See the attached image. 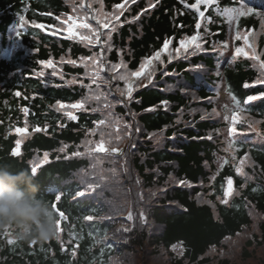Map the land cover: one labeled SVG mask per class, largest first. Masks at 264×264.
Wrapping results in <instances>:
<instances>
[{
  "label": "trees",
  "instance_id": "trees-1",
  "mask_svg": "<svg viewBox=\"0 0 264 264\" xmlns=\"http://www.w3.org/2000/svg\"><path fill=\"white\" fill-rule=\"evenodd\" d=\"M123 2L92 0L97 7L94 17L107 21L110 14H118L114 5ZM150 3L154 7L149 8ZM193 3L129 2L122 27L113 33V50L105 54L108 61H123L134 71L163 40L172 36L173 43L134 77L132 97L121 104L119 93L95 99L109 92L102 81L100 88L85 87L96 66L87 62L86 69L80 57L99 53L100 47L70 37L67 25H62L74 16L79 17L77 24L87 17L98 26L79 0H0V164L30 173L38 164L37 173H32L38 195L51 203L60 194L57 206L66 215L61 221L63 246L56 238L8 245L7 238H17L15 229L0 230V264H264V96L259 95L264 84L255 83L261 76L259 62L244 42L252 28L258 56L264 60V19L259 15L264 13V0L200 5L205 13L203 44L199 50L186 47L184 55L177 48L180 36L196 29L199 12L189 7ZM241 4L254 13L231 21L221 14ZM21 15L26 21L23 28L16 25ZM33 20L46 27L33 26ZM54 25L66 33L49 34L46 29ZM237 47H244L247 55H237ZM47 60L52 67L41 63ZM41 71L43 76L38 75ZM101 76L108 75L102 70ZM114 85L124 88L123 81ZM221 92L226 98H220ZM87 96L93 99L84 109L53 107L56 100L67 105ZM248 96L257 99L248 101ZM106 103L112 107L105 108ZM66 111H73L77 119L70 120ZM109 112L113 116L104 125L95 123ZM25 122L27 130L17 133ZM37 125L47 127L35 131ZM233 126L237 132L230 136ZM101 133L107 144L123 141L119 157L90 148L101 142ZM16 139L21 140L20 155L13 157ZM86 140L91 142L87 146ZM75 152L83 155H72ZM228 176L235 195L225 205L217 198L223 197ZM77 191L84 195L76 196ZM89 215L94 219L86 220ZM225 236L237 244L223 242Z\"/></svg>",
  "mask_w": 264,
  "mask_h": 264
},
{
  "label": "snow or ice",
  "instance_id": "snow-or-ice-1",
  "mask_svg": "<svg viewBox=\"0 0 264 264\" xmlns=\"http://www.w3.org/2000/svg\"><path fill=\"white\" fill-rule=\"evenodd\" d=\"M129 2H131L132 4L136 3V0H124L123 3H118L116 5H114V9L118 10V14L116 12H114L113 14H110V18L107 21L101 22L98 20L97 17H93V19L97 20V25L98 26H93V24L89 23L87 20V17H85L84 21L80 24L76 23V20L79 19V17H74V16H68L67 19L62 21V25H67V32L69 34L70 37H80L81 42L83 41H87L89 46L92 45H98L100 47V52L99 53H93L92 55H88V56H82L80 57V60L85 62L84 66L87 69L88 67V63L87 62H92L93 64H95L96 66V71L92 72L90 75V80L91 83L88 85H85V87H88L89 89H91L92 85L95 84L97 88H100V84L101 81L104 84H107L109 86V92L108 93H103L101 92L100 95L95 96L96 100L100 99V96H104L105 99H107L108 95L112 94V84L113 81H123L124 82V88H120L118 85L115 87V91L119 93V96L122 98L121 100L118 101V103H124L125 99H130L132 97L134 88L132 83H130V80L132 77H140L143 72L144 69L146 67V65L150 64L151 61L153 59H159L160 57V52H156L154 53V55L152 57H146L144 59V61L139 65V68L137 70H129L127 65L121 61L120 63H111L110 61H108L107 56L105 55L108 52H111L113 50L111 41H112V37H113V33H115L118 30V27H122L123 22L121 21V16L124 15V12L126 10L127 5L129 4ZM184 0H181V3H183ZM214 2V0H195V3L190 4L189 7L192 9H196L199 12V16L200 17H204L205 13L203 11H200V5L204 4V5H212ZM159 3V0H156V4ZM149 8L154 7L153 4H149L148 5ZM76 11V8L73 9V12ZM146 11V9L142 10ZM254 9L250 8V7H246L244 4H241L240 7H233L230 9H224L222 10L221 14H227L228 19L234 20L237 19L240 16H244V15H248V14H252L254 13ZM47 15H52V13H46ZM259 15L262 17V19H264V13H259ZM57 20H60L61 17L57 16L56 17ZM133 19H138V15L136 17H133ZM20 20V27L23 28L25 26V16L21 15L19 17ZM33 26H37V27H41L43 28L44 25H37L36 21L33 20L31 21ZM262 27H264V24H262ZM196 28L200 29L201 28V24L199 22V20H197L196 23ZM77 29H84V30H88L90 33H92L91 36H83L80 34L79 31H77ZM106 30V31H104ZM205 32H207V28H205ZM21 33L20 31L16 32V35L19 36ZM199 36V33H197V35H194L192 37H185L183 39L180 40V44L181 46H185L186 42L191 40L194 43V50H199L200 49V44L196 43L197 41V37ZM237 38H240V34L239 31H237ZM169 41L165 40L164 42V46L165 48L168 46ZM227 47V43L225 42V44L223 45V47L221 48V51H223L224 48ZM187 50V48H185V51ZM177 51H179V49H177ZM235 52L237 55L242 53V49L237 47L235 49ZM245 55H247V53H245ZM256 61H259V68H260V73L261 76L260 78H258L255 83L257 84H264V60H261L260 56H254L253 57ZM42 64H46L49 67H52V61L51 60H47V61H41ZM68 63L70 64H75L76 61L74 60H69ZM199 67V66H198ZM109 71L112 73L111 77L108 79H103L101 76V71ZM121 70V71H118ZM53 75H56L55 72L52 73ZM38 75L43 76L44 73L41 71L40 73H38ZM85 75L88 76V73L85 72ZM152 75V73H148V76L150 77ZM74 82H78V81H74ZM82 83V82H81ZM247 87V85H246ZM17 96L20 95L19 92L16 93ZM260 96H264V93H260ZM89 99H93L92 96H87L82 98L81 100H78L74 103L71 104H65L64 102H62L61 100H56L55 105L53 107H57L59 109H66V108H70V109H84L88 100ZM235 99V98H233ZM257 99L256 96H248L247 100L248 101H252ZM163 103H167L166 101ZM237 106H239V101L236 102ZM112 105L110 103H106L105 104V108H111ZM93 111H95V109H93ZM24 112L27 114L28 113V109L25 108ZM213 113H216V109H213ZM65 114L67 115V117L70 120H76L77 116L73 113V111H66ZM113 116V113L109 112L108 117H106L105 119H101L99 121H96L95 123L99 124V125H104L106 123V120H108L110 117ZM225 119H228L227 116H225ZM232 123L233 125H235L236 123V116L235 114H233L232 116ZM47 126H45V128H41L40 126H36L35 127V131H44L46 129ZM127 127L131 130L132 126L131 125H127ZM27 130V122H25V127L24 128H16L15 131L17 133H23ZM91 132H95V129H91ZM135 131H139L138 128L135 129ZM237 132V129L235 126H233L232 128L229 129V135L230 136H234ZM261 135H264V133H261ZM209 139H211L212 137L209 136ZM89 143H91L90 141H85V145L87 146ZM20 146H21V140L20 139H16L15 140V147L11 149V155L13 157H18L20 155ZM232 145L231 143L229 144V148H231ZM97 149L100 152H106V151H111L112 153H118L121 150L119 148L113 147L111 149H106L104 147V140H103V133H101V142L97 145ZM89 152L91 151V149H88ZM61 151H63V149H61ZM72 155H83V153H79V152H75L72 153ZM49 154L47 152H45L43 154V158L44 160L48 159ZM39 165L36 164L31 168V173L35 174L37 173ZM236 172L238 174L241 175H245L246 181L247 179H249V177L246 176L245 173H243L242 168L237 167L236 168ZM212 179L214 180L215 177L213 176ZM227 180V187L224 188L223 191V197L220 198L218 197L217 199L220 201L221 204H229V197L235 195L234 191H233V180L231 176H228L226 178ZM181 184L186 183V181L184 180H180ZM89 188H92V185L88 186ZM243 187V185L241 186ZM255 191V189H253ZM84 192L81 191H77L76 192V196H83ZM198 196H200V193L197 194ZM61 200V195L57 194L55 196L54 201L51 202V206L55 209L57 215H58V219H57V226H58V235L56 236V240L58 242L61 243V245L63 246V240L61 239V221L66 219V215L65 212L61 211L57 204L58 202ZM141 217H143V213H141ZM86 220H93L94 217L89 215L87 217H85ZM10 233H5V236H9ZM237 237L240 236V233L237 232L236 233ZM71 236V233H70ZM17 238L16 239H12V238H7V244L8 245H15L17 243ZM227 241H231V243L233 245L237 244L238 241L236 240H231L230 236H225L224 237V241L223 242H227ZM32 244H35L36 241L31 242ZM110 247V246H109ZM175 245H173V248L175 249ZM211 249L213 251H215V245L211 246ZM76 251L75 249H73L72 251V255H75ZM182 254V253H181ZM223 254V253H221Z\"/></svg>",
  "mask_w": 264,
  "mask_h": 264
},
{
  "label": "clouds",
  "instance_id": "clouds-1",
  "mask_svg": "<svg viewBox=\"0 0 264 264\" xmlns=\"http://www.w3.org/2000/svg\"><path fill=\"white\" fill-rule=\"evenodd\" d=\"M38 191L28 170L0 164V230L12 227L18 240L29 243L56 238L58 215Z\"/></svg>",
  "mask_w": 264,
  "mask_h": 264
},
{
  "label": "rangeland",
  "instance_id": "rangeland-1",
  "mask_svg": "<svg viewBox=\"0 0 264 264\" xmlns=\"http://www.w3.org/2000/svg\"><path fill=\"white\" fill-rule=\"evenodd\" d=\"M223 95V94H222ZM224 98H226V97H224ZM218 100H219V102H220V106H222V103H221V100H220V98H218ZM226 101V100H225ZM227 102H225L224 104H226ZM226 107V106H225Z\"/></svg>",
  "mask_w": 264,
  "mask_h": 264
}]
</instances>
